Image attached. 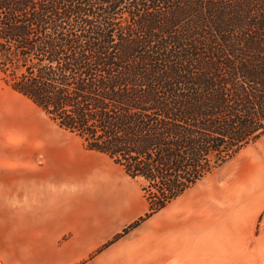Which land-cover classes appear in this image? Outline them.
Listing matches in <instances>:
<instances>
[{
	"label": "trees",
	"instance_id": "obj_1",
	"mask_svg": "<svg viewBox=\"0 0 264 264\" xmlns=\"http://www.w3.org/2000/svg\"><path fill=\"white\" fill-rule=\"evenodd\" d=\"M0 74L141 181L143 221L264 137V0H0Z\"/></svg>",
	"mask_w": 264,
	"mask_h": 264
},
{
	"label": "crops",
	"instance_id": "obj_2",
	"mask_svg": "<svg viewBox=\"0 0 264 264\" xmlns=\"http://www.w3.org/2000/svg\"><path fill=\"white\" fill-rule=\"evenodd\" d=\"M10 90L0 77V264H264L263 154L141 221V181Z\"/></svg>",
	"mask_w": 264,
	"mask_h": 264
},
{
	"label": "rangeland",
	"instance_id": "obj_3",
	"mask_svg": "<svg viewBox=\"0 0 264 264\" xmlns=\"http://www.w3.org/2000/svg\"><path fill=\"white\" fill-rule=\"evenodd\" d=\"M0 77L2 79V76L0 74ZM3 81V80H2ZM4 83V82H3ZM5 84V83H4ZM9 91L10 88H9ZM13 102H24L26 103L29 108H30V111H32V109L35 107L29 100H27L26 98L24 97H21V96H18L15 94V97L13 98ZM43 116V115H42ZM43 117H46V116H43ZM63 137H76L74 135H70V134H67V133H64L63 132ZM261 155L263 154L264 155V137L261 138L256 144L248 147L244 152H243V156H246V155Z\"/></svg>",
	"mask_w": 264,
	"mask_h": 264
}]
</instances>
